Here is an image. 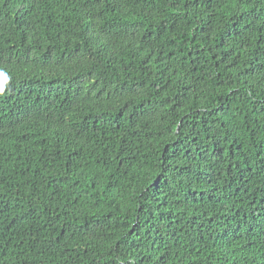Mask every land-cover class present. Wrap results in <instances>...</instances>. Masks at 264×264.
Returning <instances> with one entry per match:
<instances>
[{
  "label": "trees",
  "instance_id": "1",
  "mask_svg": "<svg viewBox=\"0 0 264 264\" xmlns=\"http://www.w3.org/2000/svg\"><path fill=\"white\" fill-rule=\"evenodd\" d=\"M0 264H264V0H0Z\"/></svg>",
  "mask_w": 264,
  "mask_h": 264
},
{
  "label": "clouds",
  "instance_id": "2",
  "mask_svg": "<svg viewBox=\"0 0 264 264\" xmlns=\"http://www.w3.org/2000/svg\"><path fill=\"white\" fill-rule=\"evenodd\" d=\"M0 77H2L4 80H7L8 77L3 72H0ZM4 91L3 87H0V94H2Z\"/></svg>",
  "mask_w": 264,
  "mask_h": 264
}]
</instances>
